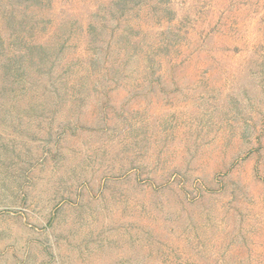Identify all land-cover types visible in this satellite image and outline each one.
<instances>
[{
	"label": "rangeland",
	"instance_id": "1",
	"mask_svg": "<svg viewBox=\"0 0 264 264\" xmlns=\"http://www.w3.org/2000/svg\"><path fill=\"white\" fill-rule=\"evenodd\" d=\"M0 264H264V0H0Z\"/></svg>",
	"mask_w": 264,
	"mask_h": 264
}]
</instances>
